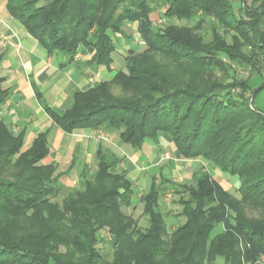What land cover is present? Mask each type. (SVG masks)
<instances>
[{
  "label": "trees",
  "instance_id": "obj_1",
  "mask_svg": "<svg viewBox=\"0 0 264 264\" xmlns=\"http://www.w3.org/2000/svg\"><path fill=\"white\" fill-rule=\"evenodd\" d=\"M4 1L48 54L66 55L70 63L84 48L93 53L87 64L109 68L115 38L137 25L144 51H130L126 71L112 83L74 93L65 113L43 103L53 124L68 134L103 129L135 150L148 141L159 146L166 134L185 160L202 159L238 178L239 197L203 167L175 190L177 219L184 222L167 235L159 207L174 183L154 178L142 203L149 223L142 229L122 212L136 197L122 159L99 148L95 171L85 168L80 188L60 205L65 173L41 164L51 151V130L24 151L25 132L15 134L0 120V264H70L53 253L60 246L78 253L82 264H101L96 247L104 228L115 233L116 264H264V220L241 212L244 205L264 212V97L255 104L264 80L253 87L235 69L264 76V0L242 1L246 19L231 0ZM160 12L162 25L151 18ZM2 83L0 106L8 97ZM112 85H121L123 95H114Z\"/></svg>",
  "mask_w": 264,
  "mask_h": 264
},
{
  "label": "crops",
  "instance_id": "obj_2",
  "mask_svg": "<svg viewBox=\"0 0 264 264\" xmlns=\"http://www.w3.org/2000/svg\"><path fill=\"white\" fill-rule=\"evenodd\" d=\"M156 14L159 15L154 13L151 18L157 24L158 20L153 19ZM125 31V35L115 38L116 49L111 55L109 68L87 64L93 53H82L70 63L64 56L48 54L22 23L9 14L6 2L0 0V80H3L2 87L8 94L6 102L0 106V120L15 134L25 132L24 151L32 147L39 134L51 130V151L41 164L57 166L58 173H65L62 184L72 189L80 188L85 168L92 171L96 168L99 148L111 151L122 159L120 170L133 184L134 201L143 203L154 178L165 177L161 175L165 156L172 153L176 162L170 161L176 166L184 163L181 159H185L170 136L163 134L159 146L148 141L147 146L135 150L122 143L118 134L103 129H84L68 134L53 124L43 104L63 114L72 104L74 93L88 92L101 82L112 83L118 73L125 72L128 54L132 50L141 51L143 45L137 25H130ZM37 94L41 95L43 102ZM210 169L218 171L215 165ZM211 175L216 180L215 175ZM170 196L172 198L173 194Z\"/></svg>",
  "mask_w": 264,
  "mask_h": 264
},
{
  "label": "rangeland",
  "instance_id": "obj_3",
  "mask_svg": "<svg viewBox=\"0 0 264 264\" xmlns=\"http://www.w3.org/2000/svg\"><path fill=\"white\" fill-rule=\"evenodd\" d=\"M242 1L243 0H231V2L233 3V6H234V13L238 17H242V18L246 19L247 14L245 12L241 11ZM247 1H248L249 6H251V4H253V2H254V0H247ZM153 16H155V17H153V19L158 20L157 24H160V25L163 24L162 17H160L161 12L159 13V15L156 14ZM194 24H195V22L191 23L192 26ZM172 25L178 26L181 24L177 21H174ZM228 42L230 43V41H228ZM144 48H145V46L143 44L141 47L142 52L144 51ZM246 50L247 49H245V51ZM83 52H86L84 50V48H80V50L75 54V59H77L80 56V54H82ZM62 56H66V55L62 54ZM154 60L159 65H163L164 63L168 62V61H166L167 58L163 57V56L154 57ZM169 64L172 66V68H169V69H171V70L174 69L175 72L178 73V70H176L177 67H175L171 63H169ZM262 68H263L262 71L264 72V65H262ZM235 69L237 71L238 79L243 80V81H245L247 79H252L251 85L253 87L261 85L263 80H264V76L263 77H260L258 75L255 76V73L251 74L249 71L239 70L237 67ZM230 74L233 75L232 72H230ZM217 76L218 77L223 76L224 78L226 77V75L224 73H219V72L217 73ZM111 92L116 96H121V95H123L124 89L121 87V85H112ZM249 95L251 96V93ZM263 97H264V93L261 94L258 97V99L256 100L255 104L257 107L261 106V103H262L261 101H262ZM148 144L149 143H147L146 146ZM171 156H173L172 153H171ZM171 156H169V155L165 156L164 162L161 163V165L164 166V167H162V174L161 175L165 176V178L168 177L174 183V187L170 188L166 191V194L163 197L162 201L160 202V207H159L160 211L166 216L165 220H166V225H167V229H168L167 235H170L173 232V230L176 229L180 223L182 224L184 222V220L182 218H180L179 220L177 219V218H179V215L182 212V207L178 204L179 198L181 196L176 195L175 190L178 188V186L180 184L183 185L186 182L190 183L192 181L193 174L198 172L199 170L203 169V167L205 168V170L207 172H209V173L211 172L212 174H214L216 177V181L218 183H221L225 189L229 190L230 193L239 197V194L237 191L239 188L238 178H233L231 176L223 174L219 169H216V170H218L216 172L212 171L210 169V167H212L213 164L207 163L206 161H204L202 159H197V160H183V159H181V161L184 163H182V164L179 163V165L177 164L178 166H176L175 163H171V161L176 162L174 159H172ZM93 165L95 166V163ZM94 171H95V169L93 168L92 172H94ZM176 180H178V182ZM71 189H72L71 187L65 186V188L61 192L58 199H56L60 205H62V202L68 198V194H69V191ZM171 193L173 194L172 198H170ZM175 201H176V203H175ZM143 210H144L143 204L141 201L139 202V200H138L137 202H135V205L131 206L130 208H124L122 212L124 213V215L132 217V219L135 220L137 225L140 228L144 229V228L148 227L149 223H148V218L143 215L144 214ZM241 212L244 213L250 220H252V219H254L255 221L264 220V212L263 211H257L250 206H246V205L242 206ZM223 231H224V227L222 226L217 230V233H222ZM114 234L111 232V229H109V228H104L103 230L98 232L100 242H99V244H97L96 249L99 250L100 255L97 256L96 259L98 261H100L99 263L102 262L101 264H103V263L104 264H116V263H114V260H113V254L115 252ZM51 246H52V244H50V247ZM53 253L55 254L56 257H59L62 261L66 262V263L70 262V264H74V263L75 264H82L81 262H79V260L78 261L76 260L78 253L76 254L75 252H73V253L70 252L69 254H67L68 252L66 253V250L62 246H60V248L57 251H54ZM66 254H67V256H65L63 258L62 255H66ZM263 259H264V257H263ZM97 260H96V262H97ZM262 261L264 262V260H262ZM256 264H261V263H260V261H258V262H256Z\"/></svg>",
  "mask_w": 264,
  "mask_h": 264
}]
</instances>
